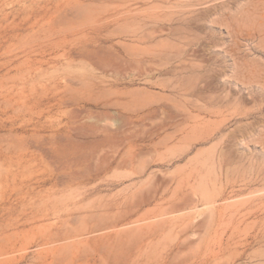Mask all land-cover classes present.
I'll return each mask as SVG.
<instances>
[{
	"label": "rangeland",
	"instance_id": "obj_1",
	"mask_svg": "<svg viewBox=\"0 0 264 264\" xmlns=\"http://www.w3.org/2000/svg\"><path fill=\"white\" fill-rule=\"evenodd\" d=\"M0 264H264V0H0Z\"/></svg>",
	"mask_w": 264,
	"mask_h": 264
},
{
	"label": "bare ground",
	"instance_id": "obj_2",
	"mask_svg": "<svg viewBox=\"0 0 264 264\" xmlns=\"http://www.w3.org/2000/svg\"><path fill=\"white\" fill-rule=\"evenodd\" d=\"M261 4H262V2H261ZM256 14V13H255ZM182 20V19H181ZM186 21H188V20H186ZM176 27H178V26H176ZM173 28V27H172ZM186 28V27H185ZM170 29V28H169ZM175 29V28H174ZM258 29V28H257ZM139 30H141V29H139ZM172 30V29H171ZM184 31H185V29H184ZM259 31V30H258ZM191 32V31H190ZM131 33V32H130ZM129 33V34H130ZM170 33V32H169ZM195 33V32H194ZM137 34V33H136ZM145 35V34H144ZM45 36H47V35H45ZM146 36V35H145ZM191 37V36H190ZM185 39V38H184ZM184 39H182V40H184ZM193 39H194V37H193ZM190 46V45H189ZM179 48H177L176 50H178ZM198 50V49H197ZM195 51H196V49H195ZM184 53V52H183ZM176 54V53H175ZM182 54V53H181ZM173 56H176V55H173ZM179 56V55H178ZM177 56V57H178ZM180 57V56H179ZM188 59V58H187ZM186 59V60H187ZM182 65H183V63H182ZM196 67V66H195ZM183 70V69H182ZM202 77V76H201ZM200 77V78H201ZM198 79V78H197ZM204 82H206V81H204ZM176 84H178V83H176ZM175 84V85H176ZM205 84V83H204ZM204 86V85H203ZM174 88H175V86H174ZM181 88H182V85H181ZM195 88H196V86H195ZM196 95V94H195ZM208 97V96H207ZM210 97V96H209ZM178 101V100H177ZM195 101V100H194ZM195 102H197V101H195ZM180 103H181V101H180ZM182 105H183V103H182ZM146 106V105H145ZM185 106V105H184ZM188 108V107H187ZM216 108V107H215ZM135 109H137V108H135ZM172 109V108H171ZM162 110V109H161ZM207 110V109H206ZM209 110H210V108H209ZM164 111V110H163ZM179 111V110H178ZM135 112V111H134ZM155 112V111H154ZM166 113V112H165ZM186 113V112H185ZM160 114V113H159ZM162 115H164V112H163V114ZM178 115V114H177ZM166 116V115H165ZM180 116V115H179ZM178 116V117H179ZM157 117V116H156ZM167 117V116H166ZM171 117H173L174 119H176L175 118V116L172 114V116ZM187 117V116H186ZM159 118H160V116H159ZM168 118H169V116H168ZM157 119V118H156ZM161 119V118H160ZM164 119H165V117H164ZM149 120H151V119H149ZM163 120V119H162ZM168 120V119H167ZM163 123V122H162ZM182 123V122H181ZM149 124H151V123H149ZM178 124V123H177ZM152 125V124H151ZM213 127V126H212ZM214 127H216V126H214ZM180 128V127H179ZM179 128H177L176 130H178ZM148 130V129H147ZM175 130V131H176ZM137 130H135V132H136ZM127 132H129V133H127ZM127 132H126V135H125V137H124V139L122 138V140L118 143V146H119V148H117L118 150H116L117 152H120L121 150H125L124 151V153L126 152V154L129 152L128 151V149H126V146L128 145V144H131V146H132V143H133V133H132V131L130 132V131H128L127 130ZM134 132V131H133ZM135 132H134V134H135ZM138 132V131H137ZM136 132V133H137ZM125 133V132H124ZM124 133H123V135H124ZM141 133V132H140ZM144 134V133H143ZM123 135H122V137H123ZM162 140V139H161ZM164 140V139H163ZM162 140V141H163ZM115 141H117V139L115 140ZM119 141V140H118ZM161 141V142H162ZM165 141V140H164ZM163 141V142H164ZM116 149V148H115ZM222 153H224V151L222 152ZM125 154V155H126ZM143 153H133V154H131L132 155V158L133 159H135V158H137V157H139L140 155H142ZM223 155V154H222ZM143 156V155H142ZM130 157V156H129ZM220 157V156H219ZM127 159H128V157H127ZM137 160H139V159H137ZM224 160V159H223ZM128 161H129V159H128ZM127 161V162H128ZM130 161H131V157H130ZM228 164V163H227ZM179 182V181H178ZM202 199H203V197H202ZM206 199V198H205ZM175 207H176V205H175ZM215 211V210H214ZM174 227V226H173Z\"/></svg>",
	"mask_w": 264,
	"mask_h": 264
}]
</instances>
